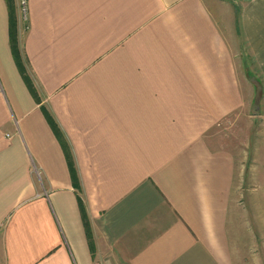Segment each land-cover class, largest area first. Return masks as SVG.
<instances>
[{
    "label": "crops",
    "instance_id": "1",
    "mask_svg": "<svg viewBox=\"0 0 264 264\" xmlns=\"http://www.w3.org/2000/svg\"><path fill=\"white\" fill-rule=\"evenodd\" d=\"M12 3L0 0V264H264V138L251 164L240 133L212 131L244 104L214 4ZM232 9L264 77V0Z\"/></svg>",
    "mask_w": 264,
    "mask_h": 264
},
{
    "label": "rangeland",
    "instance_id": "2",
    "mask_svg": "<svg viewBox=\"0 0 264 264\" xmlns=\"http://www.w3.org/2000/svg\"><path fill=\"white\" fill-rule=\"evenodd\" d=\"M217 9V13L224 19L227 35L236 50V63L238 70H236L239 83L243 93V107L242 111L238 113L240 122L229 121L228 119L221 120L215 123L212 131L219 134H228L236 131L242 136V149L245 158L244 161L252 163L253 157L251 148L258 142L263 141L264 136V77L261 70L256 63L253 55L251 54L248 45L242 40L238 27L234 20L233 13V0H210ZM217 1L224 2L220 6ZM21 5L24 7V0H20ZM22 7V8H23ZM219 7V8H218ZM24 9V8H23ZM229 9V10H228ZM24 14V10H23ZM241 39V40H240ZM256 114H253V113ZM233 117V115L231 116ZM246 150V151H245ZM245 151V153H244ZM244 163V162H243ZM247 167H249L247 165ZM249 182H243V193L251 190Z\"/></svg>",
    "mask_w": 264,
    "mask_h": 264
},
{
    "label": "trees",
    "instance_id": "3",
    "mask_svg": "<svg viewBox=\"0 0 264 264\" xmlns=\"http://www.w3.org/2000/svg\"><path fill=\"white\" fill-rule=\"evenodd\" d=\"M12 2H13V0H8L9 6L11 7V14H12V4H13ZM15 28H16V25L13 21L12 15H11V45L13 48V52H14L15 58L17 60L18 66L20 68V71H21L23 77L25 78V81L27 82V85H28L31 93L34 96H36V91H35V88L33 86V83L30 80V78L27 76V74L25 73L24 67H23V65L20 61L19 55H18V41H17V33H16ZM46 115H47V118H48L50 124L52 125L55 133L60 137L61 134H60V130H59L57 124L55 123V121L52 119V117L48 113H46ZM67 156H68V153H67ZM71 174L73 177L74 184L77 185L76 175H75V171L73 168H71ZM83 217H84L86 229H87V231H89L88 224L86 223L84 211H83Z\"/></svg>",
    "mask_w": 264,
    "mask_h": 264
}]
</instances>
